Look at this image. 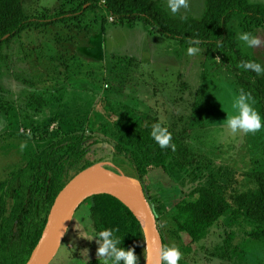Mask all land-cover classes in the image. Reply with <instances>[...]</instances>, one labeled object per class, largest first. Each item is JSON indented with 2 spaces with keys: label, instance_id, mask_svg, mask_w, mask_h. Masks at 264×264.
<instances>
[{
  "label": "rangeland",
  "instance_id": "obj_1",
  "mask_svg": "<svg viewBox=\"0 0 264 264\" xmlns=\"http://www.w3.org/2000/svg\"><path fill=\"white\" fill-rule=\"evenodd\" d=\"M84 1L25 0V6L29 13L44 9L54 12L63 5L77 8ZM160 1L170 12L167 0ZM251 2L264 3V0ZM84 8L86 12L80 21L61 23L43 31H26L5 49L0 96L15 107V116L0 117L3 138L0 180L36 152L31 125L51 117L50 110L38 113L28 109L31 92H56L63 88L68 100H76V92H91L97 102L108 97L116 102L133 103L160 119L163 117L170 127L188 128L189 142L201 162L197 181L224 191L245 190L249 184L245 171L264 162V130L232 138L225 134L223 125L227 116L234 114L231 100L239 94L240 79L232 70L239 67L245 55L264 61V25L249 29L240 19H234L230 32L235 45L215 59L204 46H199L197 55L188 56V47L159 33L149 34L144 22L115 23L111 17L105 21L107 12L101 6L93 8L87 2ZM204 11L205 0H189V7L174 16L200 17ZM242 32L258 36L261 45L247 49L237 38ZM254 106L258 110L256 101ZM70 123L55 122L53 128L59 124L70 128ZM76 125L82 128L80 123ZM95 136L90 142H100L91 147L88 158L100 160L112 172L125 173L117 165L112 142L102 134ZM22 143L27 145L23 153ZM154 174L151 179L155 182L150 187L154 203L160 205V225L169 238L175 227L168 212L192 185L185 172L172 169L169 174L160 170ZM86 213V206H81L50 264H85L99 259L97 240H90L95 233L94 225ZM250 230L245 221L231 222L226 218L197 242L184 233L183 257L188 264H264V243L252 240Z\"/></svg>",
  "mask_w": 264,
  "mask_h": 264
},
{
  "label": "trees",
  "instance_id": "obj_2",
  "mask_svg": "<svg viewBox=\"0 0 264 264\" xmlns=\"http://www.w3.org/2000/svg\"><path fill=\"white\" fill-rule=\"evenodd\" d=\"M87 2L93 8L101 6L106 10L105 21L111 17L115 23L144 22L149 34L159 33L184 48L189 46L190 39L199 40V46L206 47L215 59L235 45L230 32L234 19H240L249 29L264 25V3L251 0H205L203 15L186 19L172 15L160 0H86L77 8L63 5L54 12L44 9L36 13H29L25 0H0V70L7 58L5 49L16 37L29 30L43 31L61 23L80 21ZM242 61L264 65V61L253 55H245ZM216 65L220 63L216 61ZM232 73L240 79L238 93L241 89L250 93L264 116V75L240 67ZM75 95L76 100H68L61 88L56 92L34 91L28 98V109L38 113L50 110L51 117L46 122L31 125L36 152L0 180V264H27L57 196L79 173L100 162L88 158L91 147L100 142H90L97 134L112 142L117 165L125 174L143 182L157 215L164 245H177L183 252L184 233L192 242H197L213 225L226 218L231 222L245 221L251 226L250 238L264 243V162L245 171L249 181L245 190L217 189L197 181L201 162L189 142L188 128L166 124L175 150L161 149L150 135L152 125L160 121L151 111L108 97L97 102L91 92ZM14 112L15 107L0 96V117L12 119ZM65 121L72 122L73 126L65 128L59 124L53 128V123ZM76 122L82 128L77 127ZM2 139L0 133V143ZM172 169L185 172L192 186L168 212L175 231L167 238L158 216L160 205L154 203L150 186L155 182L151 179L154 172L160 170L169 174ZM83 205L95 232L118 228L122 246L134 248L138 264H145V231L127 205L107 194L89 198ZM85 264H102V260L93 259ZM180 264L188 262L183 257Z\"/></svg>",
  "mask_w": 264,
  "mask_h": 264
},
{
  "label": "water",
  "instance_id": "obj_3",
  "mask_svg": "<svg viewBox=\"0 0 264 264\" xmlns=\"http://www.w3.org/2000/svg\"><path fill=\"white\" fill-rule=\"evenodd\" d=\"M95 165L79 173L57 196L43 234L27 264H50L56 257L80 207L89 198L104 194L118 198L140 220L146 236L145 264H158V250L164 245V240L143 182L121 171L111 172L106 177L84 180L81 177L83 173Z\"/></svg>",
  "mask_w": 264,
  "mask_h": 264
},
{
  "label": "clouds",
  "instance_id": "obj_4",
  "mask_svg": "<svg viewBox=\"0 0 264 264\" xmlns=\"http://www.w3.org/2000/svg\"><path fill=\"white\" fill-rule=\"evenodd\" d=\"M188 7L189 0H167V8L173 15L178 14L182 8L187 9ZM237 38L247 49H254L261 45V39L250 32L238 33ZM188 45V56H195L200 52L199 40L190 39ZM239 67L245 71H254L257 75H264V65L255 61L241 63ZM254 104L255 101L251 94L243 89L232 98L231 110L234 114H229L226 123L223 125L227 136L236 138L240 135L256 134L264 130V116L255 108ZM150 135L161 149L171 147L173 151L175 150V144L172 143V133L163 117L159 122L152 125ZM26 147L27 145L22 143L20 150L23 152ZM118 232V228H104L93 234L90 240L93 238L97 240L99 245L97 256L102 260V264H138V257L134 248L123 247ZM158 251V264H180L183 258L181 249L174 244L162 245Z\"/></svg>",
  "mask_w": 264,
  "mask_h": 264
},
{
  "label": "bare ground",
  "instance_id": "obj_5",
  "mask_svg": "<svg viewBox=\"0 0 264 264\" xmlns=\"http://www.w3.org/2000/svg\"><path fill=\"white\" fill-rule=\"evenodd\" d=\"M112 171L105 168V165L103 163L96 164L94 167L90 168L86 172L83 173L81 176L84 180L88 181L91 179L106 177L111 174ZM136 208V206H135ZM138 210V208H136ZM139 211V210H138ZM140 213V211H139Z\"/></svg>",
  "mask_w": 264,
  "mask_h": 264
}]
</instances>
